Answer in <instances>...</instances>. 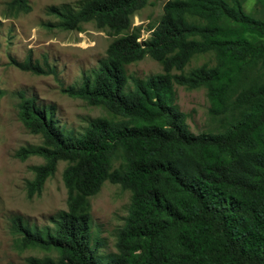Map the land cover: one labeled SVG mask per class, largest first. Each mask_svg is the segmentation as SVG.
<instances>
[{"label": "trees", "instance_id": "trees-1", "mask_svg": "<svg viewBox=\"0 0 264 264\" xmlns=\"http://www.w3.org/2000/svg\"><path fill=\"white\" fill-rule=\"evenodd\" d=\"M264 9V0H256ZM147 0H81L52 7L55 25L92 21L115 38L81 82L61 90L101 110L81 131L60 127L51 105L21 96L18 118L39 144L15 152L37 155L26 197L39 195L58 161L66 208L36 225L16 215L19 248L45 251L25 264H264V17L242 0H166L145 39L131 29ZM29 9L26 0H11ZM211 53L184 70L190 60ZM145 56L160 73L130 76L125 66ZM21 69L53 73L29 60ZM204 88L215 131L193 133L175 103L174 85ZM108 181L130 192L114 251L100 253L90 197Z\"/></svg>", "mask_w": 264, "mask_h": 264}, {"label": "rangeland", "instance_id": "rangeland-1", "mask_svg": "<svg viewBox=\"0 0 264 264\" xmlns=\"http://www.w3.org/2000/svg\"><path fill=\"white\" fill-rule=\"evenodd\" d=\"M81 0H26L27 11L17 9L11 0H0V264H25L28 256L41 257L45 251L19 248L17 235L10 224L16 215L36 225H50V218L66 208V189L62 181L64 161H58L54 173L46 179L39 195L26 197L25 182L33 176L31 167L43 162L37 155L20 160L15 152L26 144H39L41 137L30 133L18 118L21 96L32 97L38 104L55 109L60 127L81 131L90 117L101 110L80 98L70 97L61 89L78 85L84 74L105 57L108 44L115 38L97 29L92 21L76 29L55 25L52 7L76 5ZM166 0H147L131 17V31L138 29V40L148 36ZM244 10L254 17H264V9L256 0H242ZM29 60L53 73L36 74L21 69L18 62ZM204 62L213 63L211 53L194 56L185 71ZM130 76L145 77L160 73L161 64L145 56L125 66ZM175 103L187 114L186 123L193 133L215 131L216 118L208 114L204 88L187 89L174 85ZM130 192L118 184L105 181L90 197L92 230L103 239L100 253L113 252L114 233L126 215Z\"/></svg>", "mask_w": 264, "mask_h": 264}]
</instances>
